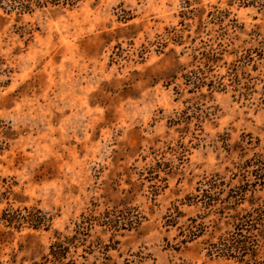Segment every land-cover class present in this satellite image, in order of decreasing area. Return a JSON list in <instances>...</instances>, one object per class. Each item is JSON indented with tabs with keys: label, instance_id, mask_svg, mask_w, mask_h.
Returning a JSON list of instances; mask_svg holds the SVG:
<instances>
[{
	"label": "rangeland",
	"instance_id": "obj_1",
	"mask_svg": "<svg viewBox=\"0 0 264 264\" xmlns=\"http://www.w3.org/2000/svg\"><path fill=\"white\" fill-rule=\"evenodd\" d=\"M262 173L264 0H0V264H264L194 205Z\"/></svg>",
	"mask_w": 264,
	"mask_h": 264
},
{
	"label": "trees",
	"instance_id": "obj_2",
	"mask_svg": "<svg viewBox=\"0 0 264 264\" xmlns=\"http://www.w3.org/2000/svg\"><path fill=\"white\" fill-rule=\"evenodd\" d=\"M79 0H36L38 5L46 6L48 4H59L74 6ZM256 180L260 181V186H264V173L256 174ZM256 183V182H255ZM263 183V184H262ZM257 184V183H256ZM207 188H202L198 190V195L195 198L196 205L200 203L204 210L210 211L215 216L219 217V223L222 219H228L225 222L228 226H233L234 231L226 233V236L221 235L216 244L210 245V250L208 255L210 257H222L227 259H236L241 263H244L245 257L256 258L258 252L261 249H264L263 246L258 244L257 236L252 235L254 232L258 233L264 241V200L261 198H256V186L255 184L249 183L248 181L243 180L242 184L239 185L235 190H232L227 193V196L222 199L221 195L225 193L223 190L219 193H212V189L217 188V184H205ZM205 187V186H204ZM253 188V190H252ZM250 194V199L248 203L250 209H239L247 200L246 196ZM194 200V199H193ZM220 205L217 208V205ZM232 212V214H230ZM41 223L32 224L31 228L37 230L40 226L45 225L46 222L44 219H41ZM215 225V230L221 231V228L218 227V224ZM262 229H260V228ZM81 227L78 226L76 233L81 231ZM206 228L204 224L201 225V233L203 229ZM48 227L45 226L44 230H47ZM249 234V235H245ZM192 236H198L197 234L192 233ZM73 239H62L57 237V241L50 246V253L47 257L46 262L49 264H64V261L67 260L71 246H73ZM75 240V239H74ZM52 259L49 261V259ZM66 264H76L73 260L69 261ZM254 264H262L254 262Z\"/></svg>",
	"mask_w": 264,
	"mask_h": 264
}]
</instances>
